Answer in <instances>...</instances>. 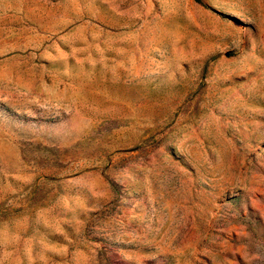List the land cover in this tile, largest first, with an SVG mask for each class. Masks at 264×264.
Segmentation results:
<instances>
[{
    "label": "rangeland",
    "instance_id": "374dc122",
    "mask_svg": "<svg viewBox=\"0 0 264 264\" xmlns=\"http://www.w3.org/2000/svg\"><path fill=\"white\" fill-rule=\"evenodd\" d=\"M0 264H264V0H0Z\"/></svg>",
    "mask_w": 264,
    "mask_h": 264
}]
</instances>
